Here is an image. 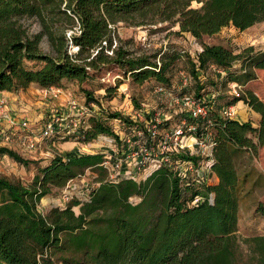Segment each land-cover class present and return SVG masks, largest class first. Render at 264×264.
<instances>
[{
	"label": "trees",
	"instance_id": "16d2710c",
	"mask_svg": "<svg viewBox=\"0 0 264 264\" xmlns=\"http://www.w3.org/2000/svg\"><path fill=\"white\" fill-rule=\"evenodd\" d=\"M194 1L200 5L193 6ZM32 20L40 26L36 31ZM119 21H170L200 40L197 59L189 54V66L184 67L192 72L197 94L203 88L197 64L213 87L239 79L233 75L238 60L244 81L256 77L257 69L264 70V50L254 45L236 52L204 41L226 26L244 30L264 21V0H0V90L19 91L33 83L61 87L65 80L81 83L107 64H116L139 82L155 77L156 83L177 90L168 70L181 54L164 57L159 64L152 55H133L122 45L113 46V25ZM45 38L50 51L42 47ZM71 43L76 52L70 51ZM211 64L226 74L221 77ZM85 91L89 101L101 103ZM242 98L260 117L257 124L236 118L217 124L216 184L197 187L164 167L142 182L102 181L80 213L72 205L42 213L41 198L74 179L78 169L107 171L100 164L106 154H58L30 185L0 176V264H238L240 176L235 156L242 149L258 151L264 145V100L249 89ZM237 100L225 91L217 99L223 105ZM120 115L106 108L92 112L81 139L88 142L112 133L105 119ZM0 153L24 164L30 161L8 146L0 145ZM209 191L215 192L213 202L191 203L197 194ZM134 194L142 195L141 201L133 203ZM108 209L112 213H96ZM256 211L264 217V202ZM245 240L255 264H264V233Z\"/></svg>",
	"mask_w": 264,
	"mask_h": 264
},
{
	"label": "rangeland",
	"instance_id": "374dc122",
	"mask_svg": "<svg viewBox=\"0 0 264 264\" xmlns=\"http://www.w3.org/2000/svg\"><path fill=\"white\" fill-rule=\"evenodd\" d=\"M199 5L198 2H193V6ZM30 22L33 31L40 28L37 21L32 20ZM179 29L178 23L170 21H159L143 25H137L130 21H119L113 25V46L122 45L129 49L133 55L141 53L152 55V58L158 61L159 64L164 57L170 60L172 55L180 53L181 56L171 63L168 70V74L171 75L173 81L177 82V70L189 66V54L202 46L201 41L196 39L190 32H180ZM71 31V29L68 30V32ZM204 41L228 45L236 52L242 51L249 45H254L257 50H264V21L258 22L244 30L232 25L226 26L211 36H205ZM42 47L45 51H50L46 38L42 41ZM77 49V46L71 43L70 51L76 52ZM241 64V60L236 62L233 75L239 77L238 81L243 85L244 92L248 89L252 90L264 100V70L257 69L256 77L244 81L243 72L240 71ZM157 81L155 77H150L143 82H139L129 72L125 73L116 64H107L102 65L97 70H92L91 76L81 83L77 80H65L60 87L61 93L57 95L47 94L46 97L52 101L50 103L51 109L54 105L55 109L61 110L65 107L63 105L66 104L70 96L88 104L95 102L94 99L88 100L85 91V89H88L92 92V96L95 99H100L104 103L106 109L110 112H120L121 115L119 117L125 120L127 119L126 115L136 109L137 103L140 104L143 101L154 103L156 97L152 93V87ZM207 84L210 90L213 89V84L210 82H207ZM37 86L40 85L37 84ZM221 91L226 92V87L223 83ZM60 94L63 100L66 99L65 102L58 100ZM61 102L64 103L60 104ZM248 106L251 107L250 105ZM242 112L246 120L256 124L255 116H252L251 113L247 114L244 108H242ZM47 115L45 117H48ZM105 121L112 128L117 127L118 130L120 129V123L117 120L112 118L105 119ZM120 127L124 128L123 125ZM20 129L22 133H29L22 128ZM110 136L112 137L113 133ZM66 141L69 142L66 143ZM88 142L90 144L70 138H58L54 142L42 139L37 143L36 149L27 150L21 147L17 141H14L8 146L30 161L28 164H24L8 154L0 153V176L30 185L36 176L41 173V168L58 154L81 155L97 153L106 151L109 147L106 142H102L97 137ZM235 159L240 176L238 186L240 196L238 230L235 234L238 240V264H255L256 262L251 258L250 244L245 238L264 233V217L256 211L257 204L264 202V145L260 146L258 151L242 149L236 153ZM146 179L138 177L137 181L142 182ZM106 180H111L108 170L104 171L101 168L78 169V175L74 179L62 187H54L49 193L44 195L38 207L42 213H48L52 208L59 207L63 209L68 205H72L75 213H80L81 205L91 199L93 188L98 187L102 181ZM218 181L219 178L216 174L211 178L210 184H216ZM142 198V195L134 194L130 200L133 203H138ZM75 199L79 200L78 204H73ZM96 213H112V210H100Z\"/></svg>",
	"mask_w": 264,
	"mask_h": 264
},
{
	"label": "built area",
	"instance_id": "2783aa9c",
	"mask_svg": "<svg viewBox=\"0 0 264 264\" xmlns=\"http://www.w3.org/2000/svg\"><path fill=\"white\" fill-rule=\"evenodd\" d=\"M200 49L192 52L194 59H197L196 52ZM210 68L221 77L226 74L222 67L215 64H211ZM196 73L203 85L201 94L193 89L192 72L180 68L177 70V90L164 83H156L152 87L156 97L154 103L140 102L132 113L126 115L125 120L113 118L120 123V129L113 128L112 137V133L97 137L109 145L106 151L101 152L106 156L100 164L108 170L111 180L146 179L166 167L181 180L194 186L210 184L218 144L217 124L223 120L237 119L238 111L234 103H218L222 85L210 90L207 72L198 64ZM225 87L227 93L243 99V85L238 80H228ZM46 92L57 95L62 90L57 86H49ZM7 102L8 98L0 95V145L17 141L27 150L36 149L42 139L53 142L58 138L82 140L92 112L106 108L103 102L88 104L70 96L65 107L49 112L40 126L27 119L17 123L7 109ZM20 128L29 133L20 132ZM205 199L213 202L215 192L197 194L191 203Z\"/></svg>",
	"mask_w": 264,
	"mask_h": 264
},
{
	"label": "crops",
	"instance_id": "0c3cea01",
	"mask_svg": "<svg viewBox=\"0 0 264 264\" xmlns=\"http://www.w3.org/2000/svg\"><path fill=\"white\" fill-rule=\"evenodd\" d=\"M47 94H52V93H47L46 87L37 86L36 83H33L30 86H28L26 89H21L19 91L0 90V95H4L8 98L7 109L11 112L13 117L16 119L17 123H20L22 120L27 119L28 121H31L32 124H37L40 126L43 125L44 118L47 115V113L54 110H59V109H55L54 105L52 106L53 107L52 109L50 108L51 106L50 103H52V101L46 97ZM58 100L64 102L66 101V99L65 100L62 99L61 94ZM63 103L61 102L60 104ZM234 104L238 111L237 119L246 120L245 115L242 112V108H244L247 114L251 113L252 116H255L256 120L258 121L260 117L259 113L254 109H252L251 107H249L247 103L244 101V99H238ZM67 142L69 141H66V143ZM8 144H12V143H5L3 145L8 146ZM2 154H6V153H2ZM214 175H216V173L213 171V176Z\"/></svg>",
	"mask_w": 264,
	"mask_h": 264
}]
</instances>
